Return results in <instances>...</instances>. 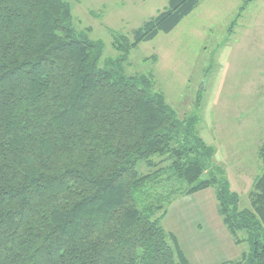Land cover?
Masks as SVG:
<instances>
[{
  "label": "trees",
  "instance_id": "16d2710c",
  "mask_svg": "<svg viewBox=\"0 0 264 264\" xmlns=\"http://www.w3.org/2000/svg\"><path fill=\"white\" fill-rule=\"evenodd\" d=\"M203 1L171 0L101 66L104 44L76 30L66 0H0V264H190L163 222L177 197L210 188L251 247L220 264H264V171L242 209L197 118L123 67Z\"/></svg>",
  "mask_w": 264,
  "mask_h": 264
},
{
  "label": "rangeland",
  "instance_id": "374dc122",
  "mask_svg": "<svg viewBox=\"0 0 264 264\" xmlns=\"http://www.w3.org/2000/svg\"><path fill=\"white\" fill-rule=\"evenodd\" d=\"M66 1L76 30L104 44V66L122 55L116 37L133 42L135 32L169 9L171 0ZM123 67L129 76H152L180 117L197 118L200 136L216 149L213 166L224 171L240 207L252 208L250 194L264 171V0H204L171 33L132 49ZM145 168L138 166L141 173ZM199 198L172 208L165 229L177 234L185 222L191 243L195 236L209 239L210 229L193 212ZM234 248L238 259L251 247ZM185 249L190 254L192 247Z\"/></svg>",
  "mask_w": 264,
  "mask_h": 264
},
{
  "label": "crops",
  "instance_id": "0c3cea01",
  "mask_svg": "<svg viewBox=\"0 0 264 264\" xmlns=\"http://www.w3.org/2000/svg\"><path fill=\"white\" fill-rule=\"evenodd\" d=\"M194 196L200 197L199 201L201 206L195 208L193 212L197 211L198 220L202 223H205L210 229L211 232L209 239H200L199 237L195 236L192 238V240H195H193L191 243L185 230L187 228L185 222L184 226L178 229L177 234L169 231L177 237L178 243L187 256L190 264H220L227 260H237L234 259L235 256H237L234 250L236 244L223 224L221 217L219 216L217 205L214 206L212 199L216 198V192H213L212 188L198 192L194 195L178 197L169 206L166 217L168 218L170 210L172 208L174 209V207L184 205L189 206L191 203L190 198ZM167 218H165V220ZM185 246L189 248L192 247V249L189 250L190 254L185 249Z\"/></svg>",
  "mask_w": 264,
  "mask_h": 264
}]
</instances>
